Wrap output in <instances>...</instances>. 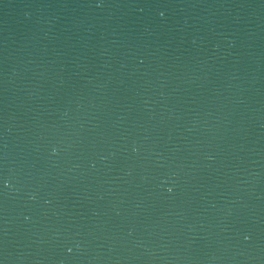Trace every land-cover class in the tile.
<instances>
[{
	"label": "water",
	"instance_id": "1",
	"mask_svg": "<svg viewBox=\"0 0 264 264\" xmlns=\"http://www.w3.org/2000/svg\"><path fill=\"white\" fill-rule=\"evenodd\" d=\"M0 264H264V0H0Z\"/></svg>",
	"mask_w": 264,
	"mask_h": 264
}]
</instances>
